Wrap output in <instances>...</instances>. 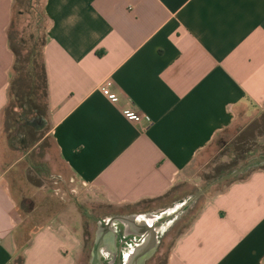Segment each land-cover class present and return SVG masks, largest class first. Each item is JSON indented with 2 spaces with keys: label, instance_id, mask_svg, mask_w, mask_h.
<instances>
[{
  "label": "crops",
  "instance_id": "obj_1",
  "mask_svg": "<svg viewBox=\"0 0 264 264\" xmlns=\"http://www.w3.org/2000/svg\"><path fill=\"white\" fill-rule=\"evenodd\" d=\"M43 2L46 113L20 116L17 109L26 130L18 138L31 150L52 138L62 165L116 209L115 217L149 218L240 108L264 107V0ZM13 10L14 0H0V122L15 61ZM108 79L118 104L100 91ZM123 109L152 123L130 122ZM36 118L46 122L42 130L40 120L27 124ZM22 158L0 154V264H121L135 236L113 227V248L111 228L101 225L87 252L84 217L43 184L33 190L47 216L28 233L13 174ZM38 209L27 217L39 216ZM165 264H264V169L208 196Z\"/></svg>",
  "mask_w": 264,
  "mask_h": 264
},
{
  "label": "rangeland",
  "instance_id": "obj_2",
  "mask_svg": "<svg viewBox=\"0 0 264 264\" xmlns=\"http://www.w3.org/2000/svg\"><path fill=\"white\" fill-rule=\"evenodd\" d=\"M43 1L14 0L12 32L16 37L15 42L20 40L24 48H30L37 39L38 44H41L47 38L48 23L43 12ZM37 48L39 50V45ZM41 95L36 102L37 111L46 113V100ZM17 105L15 94L10 93L8 106L0 122V154L7 160H18L23 157L13 174L16 177L17 189L23 196V200L19 202V211L26 219L28 233L40 226L37 223L42 221L41 216H47V213H43L44 210L41 211V206L38 209L40 195L33 190L34 184H43L44 192L51 193L58 201L64 200L65 206L76 207L84 217L85 235H89V240L86 241L88 252L92 247L97 227L118 211L102 203L100 196L71 175L60 162L52 138H46L34 150H31L32 146L28 141L19 140V129L23 132L26 130L20 117L15 113L18 111ZM48 130L46 127L39 134V138ZM242 151L245 152L244 158L240 157ZM262 159H264V107L240 108L232 126L218 134L198 154L184 172L180 183L158 202L159 209L148 213L166 219L167 225L160 227L162 238L160 246L145 264H165L167 252L175 238L189 227L208 196L223 192L229 184L228 180L264 167ZM229 175L231 176L227 177ZM34 208L38 209L39 216L27 217ZM144 214L147 212L139 215ZM27 238L29 239V235ZM81 264H84L83 261Z\"/></svg>",
  "mask_w": 264,
  "mask_h": 264
},
{
  "label": "trees",
  "instance_id": "obj_3",
  "mask_svg": "<svg viewBox=\"0 0 264 264\" xmlns=\"http://www.w3.org/2000/svg\"><path fill=\"white\" fill-rule=\"evenodd\" d=\"M12 29L13 22H11L8 30L10 49L15 57L11 72L10 93L15 94L18 102L16 107L20 109V116L32 115L38 112L36 102L40 94H42L43 99L47 97V73L43 59V49L46 45V39L41 44H38L39 39H37L36 43L30 48H24L21 46L20 40L17 43L15 42L16 37ZM38 45L39 50H37ZM244 156L245 152L242 151L240 157L244 158ZM263 160L261 161L263 162ZM259 169H264V167H260ZM254 171L252 170L244 175L228 180V186L235 182L247 180Z\"/></svg>",
  "mask_w": 264,
  "mask_h": 264
},
{
  "label": "water",
  "instance_id": "obj_4",
  "mask_svg": "<svg viewBox=\"0 0 264 264\" xmlns=\"http://www.w3.org/2000/svg\"><path fill=\"white\" fill-rule=\"evenodd\" d=\"M39 120L42 122V124L38 129L42 130L46 124L42 118H36L35 122L27 121V124L36 125V122ZM166 221V219L164 220V218H160V216L157 214L150 215V217L147 219H140L135 216H116L110 220L107 225L108 229L111 228L109 231L111 234V239L108 240V244H110V246L113 248L116 246V241L114 238L117 236V233L113 230V227L115 228L117 226H121V229L123 228L124 232L127 228H129V226L133 227L135 229L134 232H128L125 236H135V239L132 238L130 240L132 245L129 247L130 251L128 255L125 256L120 254V261L121 264H145L146 261L154 256L159 248L161 239L159 229L161 226L167 225ZM136 237L138 238L137 240ZM99 248L100 244L98 243L95 251H93L94 261L97 263L99 260Z\"/></svg>",
  "mask_w": 264,
  "mask_h": 264
},
{
  "label": "built area",
  "instance_id": "obj_5",
  "mask_svg": "<svg viewBox=\"0 0 264 264\" xmlns=\"http://www.w3.org/2000/svg\"><path fill=\"white\" fill-rule=\"evenodd\" d=\"M113 81L108 79L100 86V91L112 104H118L120 101L119 95L113 91ZM122 115L130 122L151 124L152 120L145 114L138 113L132 109H123Z\"/></svg>",
  "mask_w": 264,
  "mask_h": 264
},
{
  "label": "flooded vegetation",
  "instance_id": "obj_6",
  "mask_svg": "<svg viewBox=\"0 0 264 264\" xmlns=\"http://www.w3.org/2000/svg\"><path fill=\"white\" fill-rule=\"evenodd\" d=\"M114 217H115V216L113 215L109 220L102 222L99 226L102 225L103 227L106 228V226L108 225V223L110 222V220H112ZM134 230H135V229H134L133 227H130V226H129V228H127L125 231H126V233H128V232H134ZM123 233H124V230H123Z\"/></svg>",
  "mask_w": 264,
  "mask_h": 264
}]
</instances>
